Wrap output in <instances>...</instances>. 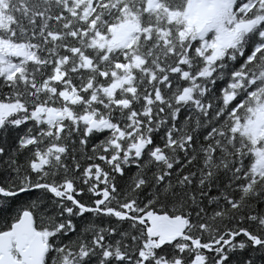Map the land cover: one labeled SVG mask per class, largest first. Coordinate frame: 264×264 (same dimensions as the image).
I'll use <instances>...</instances> for the list:
<instances>
[{"label":"snow or ice","instance_id":"obj_1","mask_svg":"<svg viewBox=\"0 0 264 264\" xmlns=\"http://www.w3.org/2000/svg\"><path fill=\"white\" fill-rule=\"evenodd\" d=\"M0 264H264V0H0Z\"/></svg>","mask_w":264,"mask_h":264}]
</instances>
